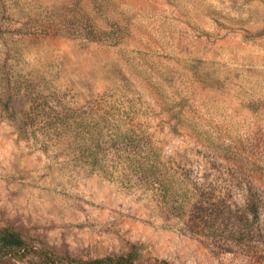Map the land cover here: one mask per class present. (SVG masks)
I'll return each mask as SVG.
<instances>
[{"label": "rangeland", "instance_id": "rangeland-1", "mask_svg": "<svg viewBox=\"0 0 264 264\" xmlns=\"http://www.w3.org/2000/svg\"><path fill=\"white\" fill-rule=\"evenodd\" d=\"M76 1L127 33L51 31ZM105 111L157 148L182 208L90 173L43 127ZM0 227L84 259L264 264V0H0Z\"/></svg>", "mask_w": 264, "mask_h": 264}, {"label": "trees", "instance_id": "trees-1", "mask_svg": "<svg viewBox=\"0 0 264 264\" xmlns=\"http://www.w3.org/2000/svg\"><path fill=\"white\" fill-rule=\"evenodd\" d=\"M55 12L52 10V13ZM48 19L51 31L88 41L116 43L127 33L126 26L119 21H114L108 28L99 26L80 1L74 2L66 14L57 19L49 16ZM27 24L31 26L30 21ZM32 24L39 27L44 25L39 19L32 21ZM28 127L27 124L23 132ZM43 127L48 133L51 130L71 132L73 160L90 173L100 172L112 178L118 177L123 183H140L168 196L166 199L177 209L184 206L185 200H180L174 190L175 176L169 171V166L161 164L159 151L152 142H142L136 126L126 119L112 116L106 111L77 115L62 113L49 118ZM31 257H36L37 264H137L135 252L77 258L49 248H39L18 231L0 227V264H9L10 259Z\"/></svg>", "mask_w": 264, "mask_h": 264}]
</instances>
